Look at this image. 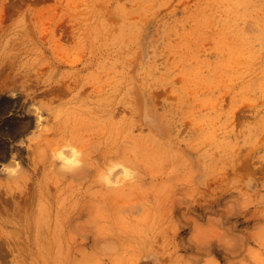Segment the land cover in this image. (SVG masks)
<instances>
[{
    "label": "rangeland",
    "instance_id": "rangeland-1",
    "mask_svg": "<svg viewBox=\"0 0 264 264\" xmlns=\"http://www.w3.org/2000/svg\"><path fill=\"white\" fill-rule=\"evenodd\" d=\"M17 161L0 264H264V0H0Z\"/></svg>",
    "mask_w": 264,
    "mask_h": 264
},
{
    "label": "clouds",
    "instance_id": "clouds-1",
    "mask_svg": "<svg viewBox=\"0 0 264 264\" xmlns=\"http://www.w3.org/2000/svg\"><path fill=\"white\" fill-rule=\"evenodd\" d=\"M15 94H13V97ZM31 109L35 112H39V108L36 104L31 105ZM41 121L45 119L43 115L39 117ZM17 154H13L16 157ZM11 158V160H12ZM51 158L58 165L59 169L64 172H72L82 166V152L78 147L71 143H65L58 149L53 150ZM11 164V161L9 162ZM7 165H0V168L4 169L5 175L16 176L19 170L22 168L20 162H16L15 167H9ZM115 176V181L113 177ZM132 178V172L119 162H112L111 166L107 169V174L102 176V182L109 187H119L121 181H127Z\"/></svg>",
    "mask_w": 264,
    "mask_h": 264
}]
</instances>
